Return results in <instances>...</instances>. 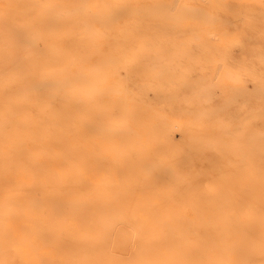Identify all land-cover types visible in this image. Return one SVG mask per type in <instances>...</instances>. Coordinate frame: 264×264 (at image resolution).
Masks as SVG:
<instances>
[{
    "label": "bare ground",
    "instance_id": "1",
    "mask_svg": "<svg viewBox=\"0 0 264 264\" xmlns=\"http://www.w3.org/2000/svg\"><path fill=\"white\" fill-rule=\"evenodd\" d=\"M203 16L0 0V264H264V115L233 126L184 92L203 59L175 29L215 35Z\"/></svg>",
    "mask_w": 264,
    "mask_h": 264
},
{
    "label": "rangeland",
    "instance_id": "2",
    "mask_svg": "<svg viewBox=\"0 0 264 264\" xmlns=\"http://www.w3.org/2000/svg\"><path fill=\"white\" fill-rule=\"evenodd\" d=\"M186 2L197 8L202 16L204 14L209 20L213 18L211 21L216 34L212 35L213 38L210 34L201 39L195 38L197 29L193 21H189L184 28L175 29L177 34L181 32L188 40L195 42L193 52L203 59V70H199L198 67L192 68L188 74L193 86L184 92L190 94L198 86L197 83L206 86L214 102L213 107L224 104L221 107L226 109L220 110V114L223 117L227 116L228 118H225L233 126H237L248 117L264 115V0H186ZM145 20L149 22L151 19L146 17ZM113 35L122 39L123 31L113 32ZM160 38L165 42L166 36ZM177 43H179L177 39L171 41L167 37L164 46L173 47ZM220 60L225 63L226 69L233 73L234 81L222 80L217 70ZM173 88L174 86H171L168 89ZM164 101L166 105L172 107L171 99ZM172 114L182 116V112L176 109H173ZM256 121V128L263 130L264 117Z\"/></svg>",
    "mask_w": 264,
    "mask_h": 264
}]
</instances>
